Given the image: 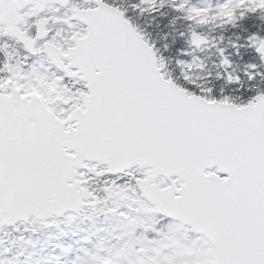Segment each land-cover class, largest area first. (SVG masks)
<instances>
[{
	"label": "snow or ice",
	"instance_id": "6c2138e0",
	"mask_svg": "<svg viewBox=\"0 0 264 264\" xmlns=\"http://www.w3.org/2000/svg\"><path fill=\"white\" fill-rule=\"evenodd\" d=\"M257 17L264 0H0V249L107 211L117 243L64 264H264Z\"/></svg>",
	"mask_w": 264,
	"mask_h": 264
},
{
	"label": "rangeland",
	"instance_id": "374dc122",
	"mask_svg": "<svg viewBox=\"0 0 264 264\" xmlns=\"http://www.w3.org/2000/svg\"><path fill=\"white\" fill-rule=\"evenodd\" d=\"M193 2L206 6L214 5L217 0H193ZM160 19H167L169 25L177 29L187 28L182 20L173 17L170 13ZM144 23L154 25L156 21L148 18ZM208 29L207 26L203 32L210 34L209 31L212 29ZM208 36L210 38V35ZM227 39L228 36H225L226 41ZM88 217L68 227L25 234L23 238L13 232L6 243L8 252L5 253L0 249V264H64L77 254L83 256V252H77L78 248H87L90 252H94L97 248L110 247L116 244V238L126 231L122 218L107 211L89 212ZM103 219L109 220L108 226ZM84 236L88 237L89 242L77 245L75 241H82ZM56 257H60V260L57 261Z\"/></svg>",
	"mask_w": 264,
	"mask_h": 264
},
{
	"label": "flooded vegetation",
	"instance_id": "af4514ba",
	"mask_svg": "<svg viewBox=\"0 0 264 264\" xmlns=\"http://www.w3.org/2000/svg\"><path fill=\"white\" fill-rule=\"evenodd\" d=\"M210 35L218 39L220 36V30L213 26V30L210 32ZM221 35L226 36L227 30H224L223 32H221ZM7 45L8 47L6 51L8 55L11 57V60L13 63L23 58V55H24L23 49L14 40L12 39L7 40ZM4 58H5L4 52H0V61H2Z\"/></svg>",
	"mask_w": 264,
	"mask_h": 264
}]
</instances>
